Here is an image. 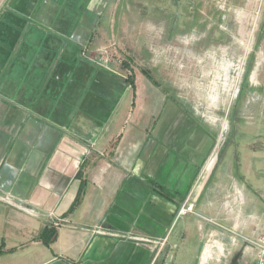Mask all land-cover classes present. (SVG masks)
I'll return each mask as SVG.
<instances>
[{"label":"crops","instance_id":"crops-1","mask_svg":"<svg viewBox=\"0 0 264 264\" xmlns=\"http://www.w3.org/2000/svg\"><path fill=\"white\" fill-rule=\"evenodd\" d=\"M214 1L196 3L192 43L132 25L121 0H0V264L249 260L248 239L264 235V150L221 148L263 111L264 0ZM112 41L138 68L100 59ZM246 79L222 128L217 95Z\"/></svg>","mask_w":264,"mask_h":264},{"label":"rangeland","instance_id":"rangeland-1","mask_svg":"<svg viewBox=\"0 0 264 264\" xmlns=\"http://www.w3.org/2000/svg\"><path fill=\"white\" fill-rule=\"evenodd\" d=\"M198 1L199 0H121L122 6L120 7V9H124V11L126 12V16L128 20H130L132 25L138 24L146 27L152 24H157L158 27L161 26L162 28H164V31L166 29L171 32L174 31L176 33L181 32L183 34H186L189 37V41L191 40V42L193 43L195 40L193 39L195 38V36L193 35L197 36L198 34L194 32L195 18L198 16V14H201L203 19L205 17L203 13H200L199 8H195ZM212 1L214 3L216 2L214 0ZM228 17L229 21L233 20V13L228 14ZM252 17L254 18V21L257 22V24L263 21V15L261 14L252 15ZM221 20L224 21L221 15H219L218 22H220ZM202 26L206 27V21L203 22ZM209 33L214 36L217 35L219 42L224 41V32L220 31V34L218 35L219 30H213L209 31ZM165 39L168 40L169 35L166 36ZM173 39L178 43L180 42L176 37H174ZM114 44L115 43L112 41L106 47H104L101 52H99L100 59H107L109 62H114L118 68V71L122 70L124 72H133L135 68H138L137 64L131 61V54L129 53V51L125 47L122 48L121 46H116ZM246 45L247 41H245V46ZM249 48H251V46H249ZM247 52L243 50V54ZM243 54L241 53L240 56L242 57L241 61L239 63H236L239 65L238 69L236 67L237 71L235 72V74H237L235 75L236 88L238 87V82L240 80L242 81V79H240V77L238 76V73H240L243 69ZM189 64L190 63H188V65ZM246 64L247 61L244 62V68ZM247 91L248 81L246 79L243 90L239 94H234L236 98L232 93L231 95H224L225 99L222 100V95L218 94L217 96L219 97V103L217 105H222V108L219 111H215V114L217 116H215L214 114H208V112L211 113V101L209 99H204L203 101H201L202 104L196 105V103H198L197 99L191 101L190 103L192 104V106L196 105V108L198 106L200 108L198 111H201L203 113V116L218 117L220 119V122L222 123L223 128V125L226 124L228 109H231L232 107L233 110L237 101L239 108V106L244 102L246 98ZM210 96L212 97V95H208L207 97L209 98ZM262 110V114L257 115L253 125L249 126L245 124L243 119L241 121L239 120L240 122L232 125V130L227 134L226 139L222 143L223 146L221 148V152L226 153L228 151H237L242 155L244 153H251V150L254 147H259V149L264 150V107Z\"/></svg>","mask_w":264,"mask_h":264},{"label":"built area","instance_id":"built-area-1","mask_svg":"<svg viewBox=\"0 0 264 264\" xmlns=\"http://www.w3.org/2000/svg\"><path fill=\"white\" fill-rule=\"evenodd\" d=\"M240 76V75H239ZM217 152H215L210 160L209 164H207L206 170L208 171L211 168V165L216 159ZM189 202V201H188ZM194 212V204L192 203H186L184 206L181 207L178 213V217L184 216L188 213ZM55 226L58 227L62 224L61 220L55 221ZM167 238L163 239L161 242V245L164 246L167 244ZM248 242L251 246V252H250V258L249 260H244L242 264H264V235L260 236L256 239H248Z\"/></svg>","mask_w":264,"mask_h":264},{"label":"trees","instance_id":"trees-1","mask_svg":"<svg viewBox=\"0 0 264 264\" xmlns=\"http://www.w3.org/2000/svg\"><path fill=\"white\" fill-rule=\"evenodd\" d=\"M131 77V76H130ZM129 77V78H130ZM130 79H128V81H129ZM132 85H133V83H131ZM49 237H48V240H46L45 242H46V245H49L50 244V242L52 241V239L55 237V233L54 232H49ZM47 236V231H44V233H43V235H42V237H46Z\"/></svg>","mask_w":264,"mask_h":264}]
</instances>
